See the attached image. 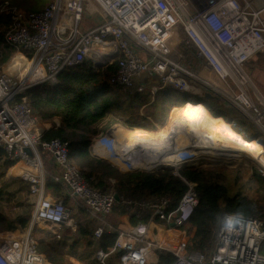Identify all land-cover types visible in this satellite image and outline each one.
I'll return each mask as SVG.
<instances>
[{"label": "built area", "instance_id": "1", "mask_svg": "<svg viewBox=\"0 0 264 264\" xmlns=\"http://www.w3.org/2000/svg\"><path fill=\"white\" fill-rule=\"evenodd\" d=\"M257 2L54 0L41 10L13 7L8 0L0 3V11L13 18L5 32L6 41L17 52L29 53L36 70L44 72L26 81L0 66V147L5 160L25 164L20 176L35 197L27 229L0 232V264H53L39 251L34 228L41 224L76 228L72 208L48 195V178L60 184L79 209L100 222L95 237H101L105 230L118 233L113 246L97 252L103 264L116 252L122 264H150L152 252L158 250L174 254L172 264H264V222L229 211L220 216L216 246L209 255L189 250L186 226L202 202L195 183L182 176L187 189L175 208L168 211L172 204L169 197L158 204L139 201L135 205L154 208L148 222L113 225L109 214L116 201L114 192L89 184L70 155L68 141L44 139L42 119L25 95L28 88L39 83L57 84L61 71L76 68L87 58L91 57L96 69L97 60L104 66L117 60L111 83L136 86L140 91L149 87L153 94L168 85L201 98L206 92H215L264 133V94L251 78L248 65L264 51V4ZM85 11L93 15L100 12V18L95 17L98 23L82 29ZM182 44L194 51L191 62L185 54L173 57ZM111 54L117 56L108 60ZM113 128L94 136L91 144L97 157L112 162L122 151ZM42 153L53 159L56 172L48 169ZM163 165H156L153 171ZM176 168L180 170V166ZM134 170L138 168L128 171ZM259 171L264 175V164L260 163ZM175 173L180 175L177 169Z\"/></svg>", "mask_w": 264, "mask_h": 264}, {"label": "trees", "instance_id": "2", "mask_svg": "<svg viewBox=\"0 0 264 264\" xmlns=\"http://www.w3.org/2000/svg\"><path fill=\"white\" fill-rule=\"evenodd\" d=\"M4 1L0 0V3ZM12 22L10 14L0 11V66L7 63L17 52L5 39V32ZM25 54L30 55L27 52ZM180 54L187 56V62H191L195 57L194 51L183 44L173 53V57L179 58ZM260 55L262 58L261 53ZM21 57L24 64H32ZM94 66V61L87 58L76 68L61 71L57 76V84L39 83L28 88L25 95L40 118L53 124L45 133L44 139L60 137L68 141L70 155L89 184L101 191H112L120 195V200L115 201L113 212L109 214L112 224L115 225L119 221L117 218L126 213L130 214L132 223L148 222L154 208L135 205L139 201L158 204L164 197H169L172 204L168 211L175 208L187 189L181 176L195 183V189L202 202L193 219L189 250H214L217 242L215 228L225 211L257 217L264 222V175L259 169H255L249 180L243 183L240 176L223 181L227 171L202 165L184 166L179 170L180 175L170 166L154 171L122 172L107 160L94 156L91 151L93 137L101 132L102 125L109 124L110 117H122L125 126L129 128L145 127L149 130L157 127L156 124L163 125L173 107L182 106L176 108L177 114L192 103L188 94L171 85L162 87L153 94L149 87L140 91L136 86L111 83L110 79L117 69V60L98 69ZM210 94L209 103H205L212 113L208 112L209 116L220 119L227 125L236 122L239 128L247 131L253 138L262 136L260 128L239 108L231 104H226V107L223 105L225 99L221 95L215 92ZM200 106L207 112L203 104ZM176 114H171V121L172 115L174 117ZM219 114L225 119L218 116ZM56 120H59V124ZM3 155L4 150L0 147V161ZM5 163L14 164L9 160ZM156 165L158 164L141 167L153 168ZM49 186L60 190L59 185L50 183ZM13 198L11 192L0 190V201L10 202ZM134 208L137 210L136 214H132ZM31 215L32 212L29 211L11 218L0 211V232L26 229ZM88 225H91L87 226V229H91L88 233L93 236L97 222L91 219ZM37 229L35 227L33 231ZM117 237L116 231L105 230L102 236L95 240L97 248L108 250L115 244ZM36 240L39 251L44 253L50 262L72 264L68 256L54 244L52 237L38 235ZM261 251L264 253V243ZM157 256L156 264H172L175 260V255L168 251L158 250ZM91 264L103 263L95 261Z\"/></svg>", "mask_w": 264, "mask_h": 264}, {"label": "rangeland", "instance_id": "3", "mask_svg": "<svg viewBox=\"0 0 264 264\" xmlns=\"http://www.w3.org/2000/svg\"><path fill=\"white\" fill-rule=\"evenodd\" d=\"M10 5L13 7H17V8H21V9H25V10H41L43 8H45L46 6H48L52 1L54 0H8ZM261 6L264 4L263 0H258V2ZM96 15V16H95ZM91 14L89 11H85L84 16H83V21L81 22V27L82 29L87 28L88 26H92L96 23H98V21H95L94 18H100V12H97V14ZM177 51V50H176ZM23 56L25 59L29 60L27 57H25L24 55H26L24 53V55L20 52H16L12 58L5 63L3 66L7 65V64H11L13 65L11 68L16 67L18 64V55ZM28 56V55H27ZM16 57V58H15ZM31 57V56H30ZM14 59V60H13ZM91 59V57H90ZM30 61V60H29ZM17 62V63H16ZM15 64V66H14ZM26 71L24 72H20L19 71H14L12 70L11 72L14 73V75L16 77L19 76H23L24 79L26 81H29L30 79H34V76L36 75V63L33 62V64L27 65L24 67ZM251 69L253 67H250ZM253 73L251 72V78L253 79L254 83L257 85V87L259 88V90L264 94V56L262 58H258V62L256 63L255 67L253 68ZM35 73V74H34ZM189 97L191 98V105L194 106L196 104H203V106L207 109L206 113H211L210 110L207 108L205 103H209V100L211 99V94L210 92H206L204 97H198L197 95H189ZM182 106H176L177 109H179ZM176 108H172L169 111V115L167 116L164 125L161 126L159 125V127H155L152 129H149V134L150 137H157L158 135H160L161 137H165L167 135L166 130L168 129V125L170 124V122H172L174 124L175 130L172 131L170 133L171 137H176V134L180 137H183L184 139H189L190 138V134H189V126L187 125L182 118V114H176ZM176 114L174 117L172 115V121H171V114ZM208 113V114H209ZM212 114V113H211ZM223 116V115H222ZM211 117V116H210ZM223 118V117H222ZM224 119V118H223ZM124 119L123 118H119V119H114L112 121V123H110L109 128L115 127L116 129L119 127H124L126 128L128 131H133L135 132V128H129L127 126H125L124 124ZM235 124V123H234ZM237 125V124H236ZM101 130V132H106V128ZM145 129V127H144ZM124 130V129H123ZM148 130V129H147ZM245 131V130H244ZM247 132V131H246ZM142 133V132H140ZM145 133V132H143ZM132 134V133H131ZM131 134H129V137ZM114 135L117 137V139H119V137L121 135H116V133L114 132ZM159 137V136H158ZM249 139L253 138L251 137V134H249ZM257 139L261 140V153L263 156L264 153V133H262V136L258 137ZM125 139L121 140L119 143L122 144L123 141H125ZM263 140V142H262ZM238 154H240L239 152H237ZM236 153V154H237ZM139 157H137V161L141 162V165H148V164H159L161 163V160L158 159V157L156 155H151V154H144L141 152L140 154H138ZM121 156V155H120ZM193 158L187 159L186 161L182 162V163H177V165L174 166H180V168L184 167V166H194V165H202V166H206L208 168H217L221 171H227L226 172V178L223 179V181L225 180H233L237 177L242 178L243 179V183H245L246 181L249 180V178L252 176L253 171L255 169H259L260 167V163L258 161H256L253 157L248 156L247 154H242V155H226V154H214V153H199L196 154L195 156H192ZM117 158H119L117 156ZM124 158V157H122ZM264 158V157H263ZM119 162H117L116 160H113V162L117 163L118 165L114 164L111 160H107L108 162H110L112 165L116 166L120 171L123 170L122 172H133V171H128L130 170L132 167L136 166H132L130 164H127V161L123 160L122 162L117 159ZM141 160V161H140ZM75 163L77 164V162L75 161ZM138 164V165H139ZM78 165V164H77ZM79 166V165H78ZM161 167H169V165H163ZM160 167V168H161ZM170 167H172L170 165ZM80 168V167H79ZM5 171H0V187L3 191H8L11 192L14 196V198L10 201V202H5V201H0V211L7 214L8 216H10L11 218H15L17 217L19 214H25L29 211H33L34 210V205H35V198L33 196L30 195L29 193V189H28V184L27 182L23 179V178H16L12 171L7 170V168H5ZM134 169V168H132ZM145 168H138V170H144ZM175 169V168H174ZM127 170V171H125ZM137 170V171H138ZM145 171V170H144ZM3 177V178H2ZM27 229V228H26ZM17 230H25V229H17ZM16 231V230H14ZM4 232V231H3ZM33 234L35 236V239L37 238V233L36 230L35 232L33 231Z\"/></svg>", "mask_w": 264, "mask_h": 264}, {"label": "bare ground", "instance_id": "4", "mask_svg": "<svg viewBox=\"0 0 264 264\" xmlns=\"http://www.w3.org/2000/svg\"><path fill=\"white\" fill-rule=\"evenodd\" d=\"M24 56L27 57L33 64L32 57L27 55ZM17 59H19V57ZM32 64L29 65L31 66ZM19 69L23 70L24 68L20 66ZM35 72L37 76H34V79L44 75V72L39 68ZM180 114H182L183 121L187 125H190V138L188 140L178 136L177 134L176 137L170 136V133L175 130L172 122L166 130L167 135L165 137L158 135L159 137L157 136L152 138L148 135L149 131L144 128V131H142L138 127H135V132L134 130L126 131L118 129L115 133L116 135H121L119 140L121 141L125 138L126 140L119 145L122 150L117 155L119 158L116 157L113 160H116L117 162H119L117 159L121 162L125 160L127 161V164L132 166L136 165L132 168H139V163L141 162L136 160L135 153L142 152L143 155H156L158 159L161 160V163H159L160 165L164 164L174 166L177 165V163H182L187 159L193 158L192 156L199 153H214L219 155L233 154L236 156L247 154L259 163L264 164V153L262 156L260 149V144H262L261 140L255 137L249 139V135L239 128L238 125H236L237 123L234 122L235 124L227 125L220 119L212 118L200 105H188L180 112ZM129 134H131L130 136L132 137H129Z\"/></svg>", "mask_w": 264, "mask_h": 264}, {"label": "crops", "instance_id": "5", "mask_svg": "<svg viewBox=\"0 0 264 264\" xmlns=\"http://www.w3.org/2000/svg\"><path fill=\"white\" fill-rule=\"evenodd\" d=\"M261 54H262V57H263L264 56V51L261 52ZM18 57L21 58V56H19V55H18ZM260 57H261V55L259 53L257 56L252 58L250 60L249 64H248L249 67H253L254 68L256 63L258 62V58L260 60ZM21 66H22V68H24L27 65L24 64V62H23V64ZM253 68L251 69V72H253L252 71ZM20 71L24 72L26 70L24 68L23 70H20ZM220 104H222V103H220ZM226 104H230V103L227 102L226 99H225V101H223V105L227 107ZM178 114H180V112L177 113V115ZM218 116L223 117L221 114H219ZM119 118H122V117H118V118L116 116L110 117V119H108L110 121L109 124L102 125L103 126L102 130L105 129V127L109 126L110 123H112V121L114 119H119ZM56 122H57V124H59V120H56ZM159 125L160 124H156V126H158V127H159ZM163 125H161V126H163ZM41 126H42V128H44L45 132H47L53 126V124L51 122H45V121L42 120L41 121ZM118 129L119 130L120 129H124V130L128 131L124 127H119L117 129L114 127L113 128V133L116 130H118ZM106 131H110V128L107 127ZM91 151H92V149H91ZM92 154L94 156H96L93 151H92ZM42 156H44V159L46 161V165H47L48 169L53 171V172H56L58 170V168L56 167L53 159L51 157H49L47 154H43L42 153ZM102 159L108 160L106 158H102ZM5 161L6 160L4 159V155H3V157H2V159L0 161V171H5L6 170L5 168H7V170L12 171L13 175L16 178H18V177L21 178L20 173H22V171L25 169V164L23 162H19V163L13 164V165H8V164L5 163ZM121 171H123V170H121ZM125 171H127V170H125ZM134 171H137V170H134ZM50 183L59 185L60 186V190H58L56 187H50L49 186ZM28 189H29V184H28ZM0 190H2L1 187H0ZM47 192H48V195L50 197H52L54 199H61L68 206H70L72 208V211H73L72 215H73V218H74V221H75V224H76V228H72V227H70V226H68L66 224H62L61 226H52L50 224H41L39 226H36V228H38L36 230L37 231L36 233L39 236L46 235V236L52 237L54 244L62 252H64L68 256V258L70 259L72 264H91V263H93L95 261L100 262V260L97 257V252L100 249L97 248V243L95 241L97 237H95L94 232H93V236H90V234L88 232L91 229H87V226H91V225H88V223L90 222L91 219H95L96 220L97 226L100 225V222L96 218H94V217H92L90 215L85 216L84 212L77 207L75 200L73 198L69 197L66 194L65 189L60 184L53 182L50 178H48V181H47ZM136 213H137V210L134 208L132 210V214H136ZM138 216L139 215H137V217ZM117 219L119 221L117 223H115L116 226H119V225L120 226H127V225H134V224H138V223H143V222L132 223L131 222V216H130L129 213L120 215ZM109 220H110V218H109ZM192 223H193V220L186 226L188 228V234H189V237H190V244H191L192 233H193L192 232V230H193L192 229V227H193ZM96 227H95V229H96ZM217 227H218V225H217ZM217 227L215 228V234H217ZM95 229H94V231H95ZM195 251H199V250H195ZM212 251H207L206 250V251H201V252H204L207 255H209ZM157 252L158 251H153L152 252V254L150 256V264H156L157 263V260H158ZM116 253H118V252H116ZM114 254L115 253H111V254H109L107 256L106 264H107V262H109L111 264H122L121 260H120V254H118L116 256Z\"/></svg>", "mask_w": 264, "mask_h": 264}, {"label": "water", "instance_id": "6", "mask_svg": "<svg viewBox=\"0 0 264 264\" xmlns=\"http://www.w3.org/2000/svg\"><path fill=\"white\" fill-rule=\"evenodd\" d=\"M116 56L117 55L111 54V55H109L107 57V59L108 60H111V59L115 58ZM23 62H24V59L21 57V58L18 59V64H17L16 67L11 68L12 65L11 64H7V65H5V68L6 69H11V70H14V71H19L20 70L19 67L23 64ZM96 66L97 67H103L104 66V63L101 60H97L96 61ZM1 109H2V101L0 100V111H1ZM262 142H263V140H262ZM175 169H177V171L179 172V168H176L175 167ZM145 170L146 171H153V168L145 169ZM114 197H115V200L116 201H119L120 200V195L118 193H114Z\"/></svg>", "mask_w": 264, "mask_h": 264}]
</instances>
